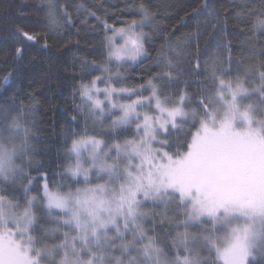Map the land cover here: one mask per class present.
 I'll list each match as a JSON object with an SVG mask.
<instances>
[{"label":"snow or ice","instance_id":"snow-or-ice-1","mask_svg":"<svg viewBox=\"0 0 264 264\" xmlns=\"http://www.w3.org/2000/svg\"><path fill=\"white\" fill-rule=\"evenodd\" d=\"M42 7L53 30L71 22L60 0ZM139 15L102 21L54 167L37 159L35 99L0 104V264H264V48L193 62L178 42L130 83L155 35ZM245 15L264 35V10Z\"/></svg>","mask_w":264,"mask_h":264},{"label":"trees","instance_id":"trees-1","mask_svg":"<svg viewBox=\"0 0 264 264\" xmlns=\"http://www.w3.org/2000/svg\"><path fill=\"white\" fill-rule=\"evenodd\" d=\"M45 2L0 0V104L12 96L24 106L35 99L39 140L33 143L40 153L37 159L53 167L81 61L98 59L104 36L102 21L120 26L139 20L140 5L155 18V35L148 45L151 59L129 67L130 83H141L159 71L157 57L168 55L169 48L178 42L193 62L197 56L227 59L229 54L234 62H248L258 59L264 48V35L251 31L245 15L264 10V0H60L71 13V22L61 20L55 30L45 18ZM22 31L37 35L38 40L27 41ZM188 37H192L190 42ZM17 47L24 50L22 58L16 56ZM5 76L9 77L7 84ZM195 87L191 85L193 90Z\"/></svg>","mask_w":264,"mask_h":264},{"label":"rangeland","instance_id":"rangeland-1","mask_svg":"<svg viewBox=\"0 0 264 264\" xmlns=\"http://www.w3.org/2000/svg\"><path fill=\"white\" fill-rule=\"evenodd\" d=\"M109 23V22H108ZM110 24V23H109ZM146 30V29H145Z\"/></svg>","mask_w":264,"mask_h":264}]
</instances>
